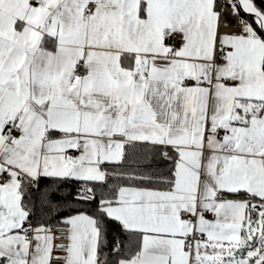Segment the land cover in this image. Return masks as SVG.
<instances>
[{"label":"snow or ice","instance_id":"1","mask_svg":"<svg viewBox=\"0 0 264 264\" xmlns=\"http://www.w3.org/2000/svg\"><path fill=\"white\" fill-rule=\"evenodd\" d=\"M0 264H264V0H0Z\"/></svg>","mask_w":264,"mask_h":264}]
</instances>
